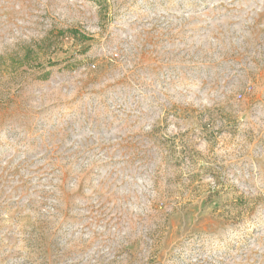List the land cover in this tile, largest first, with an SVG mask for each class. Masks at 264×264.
Here are the masks:
<instances>
[{"label":"rangeland","instance_id":"obj_1","mask_svg":"<svg viewBox=\"0 0 264 264\" xmlns=\"http://www.w3.org/2000/svg\"><path fill=\"white\" fill-rule=\"evenodd\" d=\"M0 264H264V0H0Z\"/></svg>","mask_w":264,"mask_h":264}]
</instances>
